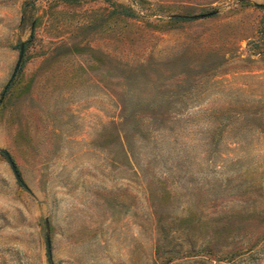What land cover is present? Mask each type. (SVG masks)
Masks as SVG:
<instances>
[{
    "label": "rangeland",
    "instance_id": "obj_1",
    "mask_svg": "<svg viewBox=\"0 0 264 264\" xmlns=\"http://www.w3.org/2000/svg\"><path fill=\"white\" fill-rule=\"evenodd\" d=\"M0 264H264V0H0Z\"/></svg>",
    "mask_w": 264,
    "mask_h": 264
},
{
    "label": "water",
    "instance_id": "obj_2",
    "mask_svg": "<svg viewBox=\"0 0 264 264\" xmlns=\"http://www.w3.org/2000/svg\"><path fill=\"white\" fill-rule=\"evenodd\" d=\"M22 53H23V45L20 44L19 45V49H18V54H17V58H16V61H15V64H14V67H13V71L11 73V76H10V79L8 80V82L6 83L5 87L8 85L9 81L11 80L12 76L14 75L15 71L17 70L18 66H19V63H20V60H21V57H22ZM4 87V88H5ZM2 154L3 156L5 157L9 167H10V170L14 176L15 179H18V175L16 173V170L14 168V165H13V162L11 161L10 157L8 156V154L5 152V151H2Z\"/></svg>",
    "mask_w": 264,
    "mask_h": 264
}]
</instances>
